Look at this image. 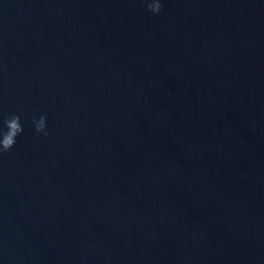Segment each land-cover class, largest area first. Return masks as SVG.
Returning <instances> with one entry per match:
<instances>
[{
	"label": "water",
	"instance_id": "obj_1",
	"mask_svg": "<svg viewBox=\"0 0 264 264\" xmlns=\"http://www.w3.org/2000/svg\"><path fill=\"white\" fill-rule=\"evenodd\" d=\"M161 2L0 0V264H264V0Z\"/></svg>",
	"mask_w": 264,
	"mask_h": 264
},
{
	"label": "clouds",
	"instance_id": "obj_2",
	"mask_svg": "<svg viewBox=\"0 0 264 264\" xmlns=\"http://www.w3.org/2000/svg\"><path fill=\"white\" fill-rule=\"evenodd\" d=\"M142 3L153 15L158 14L163 8L161 0H142ZM31 123L36 136L48 135L45 115H40L39 118L33 116ZM22 133L23 126L19 115L12 114L5 118L0 126V155L9 152L16 144V138Z\"/></svg>",
	"mask_w": 264,
	"mask_h": 264
}]
</instances>
